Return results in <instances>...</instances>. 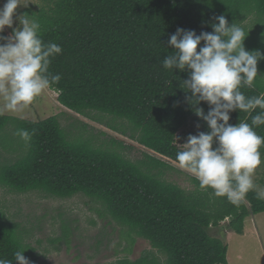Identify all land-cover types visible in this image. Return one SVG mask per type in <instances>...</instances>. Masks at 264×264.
Masks as SVG:
<instances>
[{
	"label": "trees",
	"instance_id": "1",
	"mask_svg": "<svg viewBox=\"0 0 264 264\" xmlns=\"http://www.w3.org/2000/svg\"><path fill=\"white\" fill-rule=\"evenodd\" d=\"M45 1L24 13L38 20L45 43L62 48L49 65L50 73L61 76L50 87L58 93L57 101L87 118L95 111L126 120L133 130L130 138L151 153L131 160L91 138L69 139L57 115L28 120L0 114V130H34L23 153L0 164V184L61 199L83 195L101 205L96 209L100 216L125 226L155 251L134 260L122 257L116 264H227V245L211 228L227 220L225 226L240 234L246 217L264 212V197L254 189L235 206L201 188L192 175L190 189L164 178L176 168V153L187 140L180 131L197 116L183 85L188 72L165 69L161 61L173 51L168 39L177 28L211 32L219 15L243 28L253 11L259 15L255 22L264 24V0ZM0 35L7 36L5 31ZM247 45L248 51L263 49L256 40ZM257 75L251 88H241L246 96L264 93V59L257 63ZM197 107L209 110L203 101ZM260 111H232L229 122L251 124ZM254 130L264 136V124ZM259 151L264 154V146ZM23 233L0 210V258L17 264L14 253L21 250L34 264V248Z\"/></svg>",
	"mask_w": 264,
	"mask_h": 264
},
{
	"label": "clouds",
	"instance_id": "2",
	"mask_svg": "<svg viewBox=\"0 0 264 264\" xmlns=\"http://www.w3.org/2000/svg\"><path fill=\"white\" fill-rule=\"evenodd\" d=\"M20 6L27 4L5 0L0 7V33L5 27L12 30L8 36L0 35V110L9 112L28 108L61 79L59 74L49 72L52 59L62 53L61 46L45 43L39 36L38 20L26 13L18 14ZM14 18L18 21L16 27ZM211 27V32L200 34L177 28L168 39L173 51L161 61L165 69L188 72L183 80L185 92L190 93L187 102L208 128L189 134L175 161L195 177L201 188L211 189L215 196L226 197L239 206L256 188L253 174L262 163L259 149L264 146V136L254 130L264 124V93L249 97L241 88L253 86L257 63L264 54L245 50L243 41L248 33L234 23L229 25L225 16H216ZM202 101L209 106L207 113L197 107ZM257 108L261 111L251 117V124L229 123L232 111L251 114ZM15 134L29 144L34 130L17 129ZM258 195L264 196V191ZM23 252L16 251L14 261L30 264ZM0 264H13V260L0 258Z\"/></svg>",
	"mask_w": 264,
	"mask_h": 264
},
{
	"label": "rangeland",
	"instance_id": "3",
	"mask_svg": "<svg viewBox=\"0 0 264 264\" xmlns=\"http://www.w3.org/2000/svg\"><path fill=\"white\" fill-rule=\"evenodd\" d=\"M4 3L5 0H0V7ZM21 3L27 6L18 7V14H24L27 8H39L46 1L21 0ZM258 16L253 11L243 25L245 33L249 32L246 33L243 45L247 50V44L256 40L262 45L260 52L264 54V24L255 22L259 20ZM17 25L18 21L14 18L13 27ZM4 31L7 36L11 34L8 27ZM57 94L48 88L28 108L17 112L0 110V114L28 120L57 115L69 139L91 138L95 145L120 152L131 160L142 158L144 152L151 153L130 138L133 130L126 120L113 119L95 111L90 112L91 118L84 117L60 105ZM107 123L117 127V130L111 129ZM199 131L206 132L208 128L206 122L197 117L196 120H188L180 135L187 139L189 134L196 135ZM112 139L120 140L122 144L112 143ZM24 145V141L13 133L11 127L0 130V164L16 159L23 153ZM261 160V165L253 174L258 193L264 191L262 153ZM174 165L176 168L167 170L164 178L182 187L192 188L188 180L191 174ZM100 207L99 203L83 195L61 199L36 191L18 193L0 184V210L9 220L19 223L23 228L24 241L34 248V264H116V260L122 257L134 260L155 252L148 241L135 236L128 228L107 216H100L96 211ZM226 223L227 220L222 222L223 227L211 228L210 233L227 245V264H264V212L246 217L240 234L227 228ZM131 238H134L133 242Z\"/></svg>",
	"mask_w": 264,
	"mask_h": 264
}]
</instances>
